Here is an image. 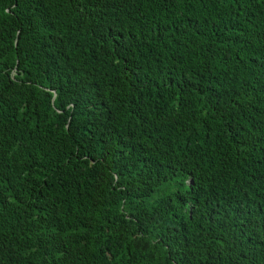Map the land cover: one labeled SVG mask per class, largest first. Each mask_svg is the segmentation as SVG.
Returning <instances> with one entry per match:
<instances>
[{
  "label": "trees",
  "instance_id": "trees-1",
  "mask_svg": "<svg viewBox=\"0 0 264 264\" xmlns=\"http://www.w3.org/2000/svg\"><path fill=\"white\" fill-rule=\"evenodd\" d=\"M0 264H264V0H0Z\"/></svg>",
  "mask_w": 264,
  "mask_h": 264
}]
</instances>
